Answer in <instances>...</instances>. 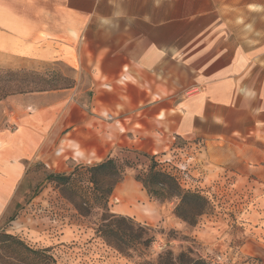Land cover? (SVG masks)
Returning a JSON list of instances; mask_svg holds the SVG:
<instances>
[{
    "label": "crops",
    "instance_id": "0c3cea01",
    "mask_svg": "<svg viewBox=\"0 0 264 264\" xmlns=\"http://www.w3.org/2000/svg\"><path fill=\"white\" fill-rule=\"evenodd\" d=\"M114 9L134 25L98 30L92 13ZM56 64L69 87L0 102V217L38 160L54 170L192 138L264 206V0H0V68Z\"/></svg>",
    "mask_w": 264,
    "mask_h": 264
},
{
    "label": "rangeland",
    "instance_id": "374dc122",
    "mask_svg": "<svg viewBox=\"0 0 264 264\" xmlns=\"http://www.w3.org/2000/svg\"><path fill=\"white\" fill-rule=\"evenodd\" d=\"M73 78L71 69L56 64L43 80L66 88ZM83 78L90 81L89 75ZM85 86L79 96L89 106L95 95ZM4 120L0 111V127ZM152 158L159 170L178 180L185 192L200 194L206 204L178 215L179 200L151 197L137 177L146 175ZM210 158L200 138L177 139L171 148L153 152L116 148L107 159L116 160L125 173L107 204L86 172L102 161L71 159L63 165L56 159L54 170L40 160L31 163L0 217V264H43V256L25 254L16 245L7 248L2 237L10 235L33 250H46L55 264H264V206L253 207V193ZM74 170L67 186L50 179ZM212 171L220 177L210 178ZM195 210L204 212L193 220Z\"/></svg>",
    "mask_w": 264,
    "mask_h": 264
},
{
    "label": "trees",
    "instance_id": "16d2710c",
    "mask_svg": "<svg viewBox=\"0 0 264 264\" xmlns=\"http://www.w3.org/2000/svg\"><path fill=\"white\" fill-rule=\"evenodd\" d=\"M44 75L46 74L37 72L33 73L25 70H4L0 68V102L6 100V98L10 96L63 89L58 85H49L46 83L43 80ZM47 85L49 86V89H47ZM86 172L90 175V183L96 187L95 191L97 190L100 193L101 200L105 204L108 203V199L116 189V185L123 180L125 173V171L119 167L116 160L113 159H106L99 165L89 167L86 169ZM75 175L76 170L68 176L56 174L51 175L50 179L52 181L56 180L62 185L67 186L71 184L73 176ZM137 180L148 190L149 195L155 199L164 201L179 200L180 202L177 206L178 215L184 213L186 207L206 204V199L200 194L196 192H185L178 183V180L167 172L159 170L155 158H152V164L146 175L142 177L138 176ZM202 212H204V210H195L192 214V218H194L193 220L202 215ZM2 238L7 242V248L16 245L21 247L25 254L43 256V264H55V262L53 260L51 261V258L46 254V250H33L11 235Z\"/></svg>",
    "mask_w": 264,
    "mask_h": 264
},
{
    "label": "clouds",
    "instance_id": "9594fccd",
    "mask_svg": "<svg viewBox=\"0 0 264 264\" xmlns=\"http://www.w3.org/2000/svg\"><path fill=\"white\" fill-rule=\"evenodd\" d=\"M97 3H99V0H97ZM92 15L95 16L97 29H111L113 30L112 35L119 33L120 31L128 30L134 25L136 19L134 16L129 15L126 10L123 9H114L113 12L108 16H104L95 11L92 13ZM248 94L249 93L247 92V90H245V95Z\"/></svg>",
    "mask_w": 264,
    "mask_h": 264
}]
</instances>
